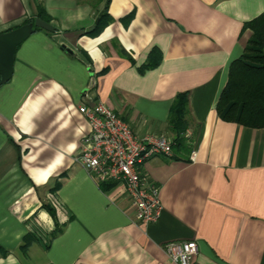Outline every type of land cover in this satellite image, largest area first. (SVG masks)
<instances>
[{"label": "crops", "instance_id": "1", "mask_svg": "<svg viewBox=\"0 0 264 264\" xmlns=\"http://www.w3.org/2000/svg\"><path fill=\"white\" fill-rule=\"evenodd\" d=\"M105 2L0 0V34L36 19L37 4L53 29L16 47L0 84V264H173L162 245L182 241L196 244L189 264H264V128L215 111L264 0ZM104 5L109 22L86 35ZM181 93L189 153L139 166L161 205L142 225L120 186L74 162L88 132L77 108L102 104L133 135L172 142Z\"/></svg>", "mask_w": 264, "mask_h": 264}, {"label": "built area", "instance_id": "2", "mask_svg": "<svg viewBox=\"0 0 264 264\" xmlns=\"http://www.w3.org/2000/svg\"><path fill=\"white\" fill-rule=\"evenodd\" d=\"M77 111L85 119L88 132L82 138L74 162L95 182L112 181L120 186L136 222L142 225L156 222L161 212L158 189L143 181L139 166L154 157H169L171 141L163 136L133 135L102 104L89 108L80 105ZM193 155L189 156L191 161ZM29 230L35 237L41 236L35 224ZM162 250L173 264H189L197 252L192 241L168 242L162 245Z\"/></svg>", "mask_w": 264, "mask_h": 264}, {"label": "trees", "instance_id": "3", "mask_svg": "<svg viewBox=\"0 0 264 264\" xmlns=\"http://www.w3.org/2000/svg\"><path fill=\"white\" fill-rule=\"evenodd\" d=\"M105 5L108 0H105ZM93 31L86 35H97L109 22L106 8ZM36 18L48 24V17L39 4L36 5ZM131 15L126 16L122 22L126 24ZM34 19L24 21L23 24L32 23ZM33 32L39 29L32 28ZM242 30H248L250 36L242 50L241 55L231 61L226 76V83L222 88L215 111L224 122H231L242 127L258 129L264 128V12L242 25ZM147 64L146 67H153ZM168 122L175 134L171 142V149L176 153H189L183 133L188 126L186 121V94H178L170 107ZM27 243H23V249Z\"/></svg>", "mask_w": 264, "mask_h": 264}, {"label": "water", "instance_id": "4", "mask_svg": "<svg viewBox=\"0 0 264 264\" xmlns=\"http://www.w3.org/2000/svg\"><path fill=\"white\" fill-rule=\"evenodd\" d=\"M100 16L101 12L93 20L92 26L87 30L88 32L94 29ZM32 28L46 32L53 31L48 24L36 18L32 23L23 24L0 34V84L6 83L10 79L16 47L32 34Z\"/></svg>", "mask_w": 264, "mask_h": 264}]
</instances>
